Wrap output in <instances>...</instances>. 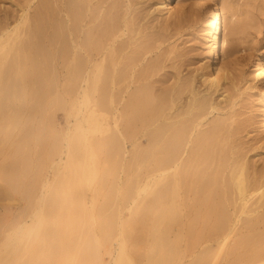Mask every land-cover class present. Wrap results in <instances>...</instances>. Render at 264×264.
<instances>
[{
  "label": "rangeland",
  "instance_id": "1",
  "mask_svg": "<svg viewBox=\"0 0 264 264\" xmlns=\"http://www.w3.org/2000/svg\"><path fill=\"white\" fill-rule=\"evenodd\" d=\"M11 1L0 0V24L6 17L16 14L14 11L18 7L11 5ZM18 1L20 3L22 0ZM155 2L89 0L85 6L79 41L84 39L83 31L96 26L103 17L116 11L119 17L129 20L128 29L118 38V42L128 44L126 52H143L134 74H141L142 82L134 80L127 92L123 93L124 81L119 76V88L113 90L108 86L111 70L108 60H105V71L99 75L106 80L103 81L106 86L90 92L88 98L91 97V100L86 106H81V110L94 108L95 121L101 127V130L92 132L84 123L85 143L89 145L86 150L89 154L88 172L95 174L92 181L87 179V173L81 178L70 172L65 159L66 132L75 121L72 107L78 106V99L74 88L69 89L64 84L63 64L57 58L58 54L52 56L49 52L56 51L60 41L42 39L40 44L46 58L38 60L39 66L48 67L43 73H31L29 70L33 63L30 58L33 55L31 46L23 49L25 55L20 58H16L14 52L6 56L8 64L19 61L23 69H4L0 74V246L8 235L15 234L18 227L28 225L37 215L43 213L53 219L60 204L64 211H72L76 200L81 199L98 234H101V228L106 223L105 217L111 211H114L116 220L123 224L124 231L128 225L123 231V242L126 258L131 264H161L154 261L161 256L164 264H256L254 252L264 251V220L256 219L264 211V195L258 197L256 203L255 198L245 206L239 203L240 212L235 211L233 214V205H225L228 217L224 225L232 229L214 233L208 230L214 216L206 214L203 210L205 207L201 212L194 210L195 216L189 213L176 218L174 213H169L165 223L171 227L158 229L157 212L161 203L156 191L138 194L137 184H134L135 190L126 194L122 190L129 179V182H135L134 176L138 175L136 171H140L137 180L141 183L144 178L157 173L153 160L156 156H146L147 161L141 165L138 157L132 156L130 152L122 153L120 148L115 147H121L122 139L117 136L112 124L110 96L117 93L121 109L127 93L137 85L145 84L156 95L160 90L173 87L178 78L190 77L208 59L206 26L201 22L203 10L189 1L181 11L167 17L154 11ZM171 2L176 4L177 0ZM209 2L219 10L225 5L229 7L226 13L229 46L241 42L255 54L258 50L264 51V0ZM47 3L53 18L62 22L66 0H47ZM235 26H239L236 32ZM47 29L48 33L51 32V28ZM21 38L26 40L24 35ZM62 44L67 42L64 40ZM82 58L85 62V57ZM218 59L221 60L220 55ZM229 60L231 79L226 84L228 91L225 92L229 94V104L220 103L217 106L219 112L207 117L209 122L219 120L222 123L217 140L215 138L218 145L213 143L216 147L213 145L214 153L212 151L211 161L208 160L212 164L206 161L211 165L206 170L211 172L213 168L214 171L216 165L218 168L224 162V174L226 161L245 160L251 167L250 171L257 172L264 180V121L260 113V97L256 88H247L251 84L248 74L250 63L243 62L237 55ZM93 62L87 61L88 64ZM102 74L106 77L102 78ZM122 95L124 98H120ZM212 98L218 101L220 97L215 98L213 95ZM93 99L99 103H94ZM124 116L122 111L117 121L119 131L124 128ZM129 142L123 140L127 151L131 149ZM145 144L147 141H143L140 146L144 147ZM205 165L202 168L208 167ZM195 176H192L193 179ZM151 186L150 190L153 189ZM64 193L74 197L62 202ZM188 194L181 196L182 213H187V204L195 201L193 191ZM111 199L115 201L112 210ZM164 203H169V195ZM119 240L120 236L114 231L110 240L98 246L97 253L102 264L113 263Z\"/></svg>",
  "mask_w": 264,
  "mask_h": 264
},
{
  "label": "bare ground",
  "instance_id": "2",
  "mask_svg": "<svg viewBox=\"0 0 264 264\" xmlns=\"http://www.w3.org/2000/svg\"><path fill=\"white\" fill-rule=\"evenodd\" d=\"M13 1L11 5L18 7L17 11H14L16 14L6 17L0 24V74L4 69L22 70L19 61L8 64L5 58L12 52L16 58H20L25 55L23 49L30 46L33 53L30 56L33 59L29 67L30 72L47 71L48 67L39 66L38 60L46 58L40 43L43 42L42 39L60 41L57 50L49 52L52 56L58 54L57 58L63 64L64 84L69 89L74 88L78 99L76 100L78 106L72 107L75 121L66 132L65 159L68 161L70 172L81 178L87 173V179L92 181L95 174L92 171L88 172L89 154L86 150L89 145L85 143L84 123L92 132L101 130V127L95 121L94 108L81 110V106L87 105L91 100V97L88 98L90 92L106 86V83L104 84L106 80L101 79L99 75L105 71L103 64L105 60H108L111 70L108 86L113 90L119 88V76H122L124 81L123 93L127 92L129 84L134 80L142 82L143 76L134 74L135 67L142 60L143 52L140 50L126 52L128 44L118 42V38L128 29L129 20L119 17L116 11L110 12V15L103 17L96 26L83 31L84 39L79 41L83 28V12L89 0H66L63 23L53 18V12L47 9L50 8L47 0L40 2L37 0V3L34 0H20V3L18 0ZM189 1L204 12L201 22L206 26L207 62L196 69L190 77L178 78L173 87L169 90H160L156 95L145 84L137 85L133 91L127 93L121 109L119 97L117 93H113L110 96L112 124L117 130V136L122 139L121 147L118 145L115 147L120 148L122 153L130 152L132 156L138 157L139 164L147 161L146 156H156L153 160L157 173L144 178L141 183L137 180L140 171H136L138 175L135 172V182L132 184L129 179L124 184L122 188L124 194L135 190L134 184L135 186L137 184L138 194L156 191L161 203L157 212L158 229L162 230L171 227L165 223L167 214L174 213L176 218L187 216L189 213L195 216L194 210L201 212L205 207L203 209L205 213L214 216L213 224L208 230L217 233L232 229L224 225V220L228 217L225 205H233V214L235 211L240 212L239 203L245 206L253 198L256 203L258 197L264 195V180L257 172L250 171L251 167L245 160L226 161L224 174L222 173L224 162L219 164L218 168L216 165L214 171L213 168L211 172L206 170L212 164L208 160L212 157L214 146L218 145L215 138L222 123L219 120L209 122L207 117L219 112L217 106L220 103L229 104V94L225 93L228 91L226 84L231 79L229 59L237 55L243 62L250 63L251 70L248 74L251 84L247 88H256L260 97V113L264 121V51L258 50L255 54L241 42L233 46L228 45L226 13L229 7L226 5L219 10L209 0H177L176 4L171 0H156L154 11L169 17L181 11ZM47 28H51V32L48 33ZM238 29L239 26H235L234 32ZM21 35H24L26 40H23ZM64 40L67 44H62ZM82 56L85 57V62ZM92 60L94 62L88 64ZM106 75L103 77L102 74V78ZM213 95L215 98L220 97L219 100H214ZM121 97L124 98L123 95ZM94 99L93 102L98 104L99 102ZM122 111L125 115V125L123 130L119 131L117 121ZM126 139L130 141L129 151L123 145V140ZM143 141H147V144L141 147ZM202 165L208 167H203L204 170ZM169 170L171 172L168 174ZM193 175L197 177L193 179ZM150 186L153 189L150 190ZM192 191L195 201L193 203L190 201L191 204H187L188 212L182 213L181 196ZM167 194L169 203H164ZM73 197L64 193L62 202ZM114 204L115 201L111 199V210ZM61 205L58 206L53 219L41 213L28 225L18 227L15 234L8 235L0 246V264H102L97 248L102 242L110 240L114 231L118 233L120 240L116 244V257L112 264H131L126 258L123 242L128 225L124 231L123 224L116 220L114 211L105 217V226H102V232L98 234L93 219L90 218V214L88 215L81 199L76 200L72 211L69 209L64 211ZM256 219L264 220V211L260 212ZM174 222L173 226L176 227L177 224ZM250 230L252 229L248 231ZM254 256L256 264H264V251L260 253L255 251ZM154 261L164 264L162 256L155 258Z\"/></svg>",
  "mask_w": 264,
  "mask_h": 264
}]
</instances>
